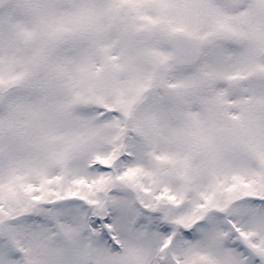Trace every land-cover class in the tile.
I'll return each instance as SVG.
<instances>
[{"label": "snow or ice", "instance_id": "snow-or-ice-1", "mask_svg": "<svg viewBox=\"0 0 264 264\" xmlns=\"http://www.w3.org/2000/svg\"><path fill=\"white\" fill-rule=\"evenodd\" d=\"M0 264H264V0H0Z\"/></svg>", "mask_w": 264, "mask_h": 264}]
</instances>
